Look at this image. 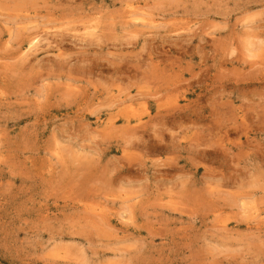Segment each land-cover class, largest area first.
<instances>
[{
	"label": "rangeland",
	"instance_id": "374dc122",
	"mask_svg": "<svg viewBox=\"0 0 264 264\" xmlns=\"http://www.w3.org/2000/svg\"><path fill=\"white\" fill-rule=\"evenodd\" d=\"M0 264H264V0H0Z\"/></svg>",
	"mask_w": 264,
	"mask_h": 264
},
{
	"label": "bare ground",
	"instance_id": "6f19581e",
	"mask_svg": "<svg viewBox=\"0 0 264 264\" xmlns=\"http://www.w3.org/2000/svg\"><path fill=\"white\" fill-rule=\"evenodd\" d=\"M136 20H137V19H136ZM29 30H30V29H29ZM34 30H35V29H34ZM27 32H30V31H27ZM71 32H72V31H71ZM19 33H20V32H19ZM26 34H27V33H26ZM91 35H92V34H91ZM15 36H16V35H15ZM28 39H29V38H28ZM31 39H32V38H31ZM35 40H36V39H34V41H35ZM38 41H39V40H38ZM36 42H37V41H36ZM103 42H104V41H103ZM25 43L27 44V42H25ZM32 44H33V43H32ZM29 45H30V43H29ZM33 45H34V44H33ZM37 46H38V45H37ZM22 48H23V47H22ZM29 48H30V46H29ZM29 48H28V49H29ZM31 48H32V47H31ZM33 48H34V46H33ZM23 51H25V49H24ZM26 51H27V50H26ZM28 51H29V53L31 52V50H28ZM28 51H27V52H28ZM186 51H187V50H186ZM21 53H22V52H21ZM24 54H25V52H24ZM32 54H33V53H32ZM20 55H21V54H20ZM27 55H28V53H27ZM250 55H251V54H250ZM21 56L23 57V55H21ZM28 56H30V55H28ZM26 57H27V56H26ZM24 58H25V57H24ZM57 59H58V58H57ZM18 66H19V65H18ZM19 67H20V66H19ZM142 67H143V66H142ZM145 67H146V66H145ZM169 70H170V69H169ZM172 72H173V71H172ZM146 74H147V73H146ZM17 75H18V74H17ZM256 76H257V75H256ZM36 77H37V76H36ZM38 78H39V76H38ZM34 79H35V78H34ZM258 80H259V79H258ZM196 81H197V80H196ZM188 82H189V81H188ZM206 82H207V81H206ZM206 82H205V83H206ZM30 83H31V82H30ZM199 84H200V83H199ZM236 84H237V83H236ZM260 84H261V83H260ZM191 85H192V84H191ZM234 87H235V86H234ZM236 87H237V86H236ZM236 87H235V88H236ZM246 87H247V86H246ZM232 88H233V87H232ZM196 89H197V88H196ZM77 90H78V89H77ZM201 90H202V89H201ZM237 90H238V89H237ZM187 92H188V91H187ZM64 93H65V92H64ZM188 93H189V92H188ZM65 95H67V94H65ZM196 95L199 96L198 94H196ZM203 95H204V94H203ZM181 96H182V95H181ZM200 97H201V96H200ZM200 97H199V98H200ZM197 100H198V99H197ZM197 100H196V101H197ZM199 100H200V99H199ZM196 101H195V102H196ZM179 102H180V101H179ZM169 103H170V102H169ZM189 103H191V102H189ZM198 103H199V102H198ZM198 103H197V104H198ZM142 104H143V103H142ZM171 104H172V103H171ZM200 104H201V102H200ZM118 105H119V104H118ZM175 105H176V104H175ZM192 105H193V104H192ZM192 105H191V106H192ZM130 106H131V105H130ZM142 106L144 107L145 105H142ZM132 107H133V106H132ZM138 107H139V106H138ZM138 107H137V108H138ZM146 107H147V106H146ZM195 107H196V106H195ZM108 108H109V107H108ZM141 108H142V107H141ZM159 108H160V107H159ZM162 108H164V107H162ZM162 108H161V109H162ZM186 108H187V107H186ZM213 108L215 109V107H213ZM135 109H136V108H135ZM135 109H133V110H135ZM147 109H148V108H147ZM157 109H158V107H157ZM137 110H138V109H137ZM144 110H145V113H146V109H145V107H144ZM159 110H160V109H159ZM185 110H186V109H185ZM198 110H199V109H198ZM176 111H177V110H176ZM178 111H179V110H178ZM186 111H187V110H186ZM117 112H118V111H117ZM135 112H136V110H135ZM135 112H134V113H135ZM149 112H150V111H149ZM161 112H162V111H161ZM189 112H190V111H189ZM129 113H132V112L130 111ZM142 113H143V112H142ZM142 113H141V114H142ZM145 113H144V114H145ZM211 113H213V112L211 111ZM187 114H188V113H187ZM214 114H216V113H214ZM123 115H124V113H123ZM138 115H139V114H138ZM146 115H148V114H146ZM167 115H168V114H167ZM182 115H184V114H182ZM185 115H186V114H185ZM201 115H202V114H201ZM125 116L127 117L128 115H125ZM132 116H133V115H132ZM152 116H153V115H152ZM189 116H190V115H189ZM196 116H197V115H196ZM205 116H206V115H205ZM209 116H210V115H209ZM128 117H129V116H128ZM130 117H131V116H130ZM166 117H167V116H166ZM177 117H178V116H177ZM193 117H195V116H193ZM213 117H214V115H213ZM137 118H138V117H137ZM160 118H161V117H160ZM167 118H168V121H169V116H168ZM185 118H186V117H185ZM190 118H191V117H190ZM195 118H196V117H195ZM156 119H157V117H156ZM161 119L165 120V117L162 116ZM179 119H180V117H179ZM183 119H184V118H183ZM199 119H200V118H199ZM97 120H98V119H97ZM154 120H155V118H154ZM154 120H153V121H154ZM174 120H175V119H174ZM193 120H194V119H193ZM197 120H198V119H197ZM157 121H158V120H157ZM161 121H162V120H161ZM101 122H102V121H101ZM169 122H170V121H169ZM173 122H174V121H173ZM176 122H177V121H176ZM142 123H143V122H142ZM147 123H148V122H147ZM162 123H163V122H162ZM191 123H192V122H191ZM195 123H196V122H195ZM195 123H194V124H195ZM139 124H141V123H139ZM151 124H153V122H152ZM163 124H164V123H163ZM112 126H113V125H112ZM128 126H129V125H128ZM133 126H134V125H133ZM147 126H148V125H147ZM147 126H146V127H147ZM153 126H154V124H153ZM161 126H162V125H161ZM164 126H166V125H164ZM114 127H116V126H114ZM122 127H123V126H122ZM130 127H131V125H130ZM151 127H152V126H151ZM180 127H182V126H180ZM108 128H109V127H108ZM118 128H119V127H118ZM120 128H121V127H120ZM152 128H153V127H152ZM156 128H157V127H156ZM166 128H167V126H166ZM240 128H241V127H240ZM101 129H103V128H101ZM106 129H107V128H106ZM111 129H112V128H111ZM103 130H105V129H103ZM132 130H134V129H132ZM148 130H149V128H148ZM171 130H172V129H171ZM171 130H169V131H171ZM125 131H126V130H125ZM153 131H154V130H153ZM142 132H143V131H142ZM107 133H108V132H107ZM125 133H126V132H125ZM140 133H141V132H140ZM140 133H139V134H140ZM166 134H167V133H166ZM149 135H150V134H149ZM247 135H248V134H247ZM154 148H155V147H154Z\"/></svg>",
	"mask_w": 264,
	"mask_h": 264
}]
</instances>
